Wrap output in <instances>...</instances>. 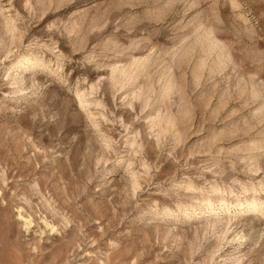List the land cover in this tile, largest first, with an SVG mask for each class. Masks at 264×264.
Here are the masks:
<instances>
[{
	"label": "rangeland",
	"instance_id": "rangeland-1",
	"mask_svg": "<svg viewBox=\"0 0 264 264\" xmlns=\"http://www.w3.org/2000/svg\"><path fill=\"white\" fill-rule=\"evenodd\" d=\"M0 264H264V0H0Z\"/></svg>",
	"mask_w": 264,
	"mask_h": 264
},
{
	"label": "bare ground",
	"instance_id": "bare-ground-1",
	"mask_svg": "<svg viewBox=\"0 0 264 264\" xmlns=\"http://www.w3.org/2000/svg\"><path fill=\"white\" fill-rule=\"evenodd\" d=\"M21 61H22V58H20L19 63ZM213 190L216 192V195H217V191H219V187L214 188ZM220 191H221V189H220ZM220 193L218 192V195ZM218 201H219V203L217 204V206L219 205V207L222 209V211H229V212L233 211L234 212V211H241V210H255L257 208L261 209V207H260L261 201H259L258 197H256L255 195L245 196L242 200H238L237 198H234L233 201L228 203L230 205H228L224 200H221L219 198H218ZM204 206H206L207 208L210 209L209 212H212V213L215 212V211H213V205L209 199L206 202H204ZM231 207H234L233 210H231Z\"/></svg>",
	"mask_w": 264,
	"mask_h": 264
}]
</instances>
